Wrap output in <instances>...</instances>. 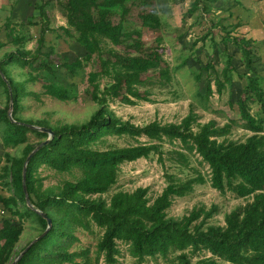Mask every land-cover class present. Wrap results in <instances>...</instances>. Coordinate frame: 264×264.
<instances>
[{
  "label": "trees",
  "instance_id": "trees-1",
  "mask_svg": "<svg viewBox=\"0 0 264 264\" xmlns=\"http://www.w3.org/2000/svg\"><path fill=\"white\" fill-rule=\"evenodd\" d=\"M136 1L58 2L65 13L66 25L57 31L73 38L85 51L81 60L72 63L70 71L74 73L94 58L98 62V71L87 75V96L97 108L82 124L50 125L47 120L32 122L20 117L23 98L31 96L41 102V95L25 92L24 83L12 79L10 68L25 69L40 57L48 59L41 50L49 29L42 8L38 7L43 22L37 47L30 52L24 50L23 38L14 35L13 24L9 20L4 23L6 38L13 44V51L4 52L0 58V72L6 80L4 82L0 77V87L4 88L8 101L0 109L1 144L6 149L23 148L19 157L5 152V165L0 169V186L11 192L7 197L0 196L1 207L10 215L0 224V264H12L21 253L14 264H99L100 261L117 264L123 255L119 249L121 244L135 264H143L146 259L155 262L162 259L165 264H264V79L254 74L249 42L232 40L249 72L245 76L243 92L235 102L240 126L251 134L243 142L228 139L236 121H227L222 126L214 120L199 123L193 104H189L186 116L178 123H161L155 119L138 126L122 121L109 108L110 103L118 101L126 106L152 103L153 89L170 85L172 81L173 70L156 52L158 45L146 47L141 30L126 27L132 8L143 5L142 0ZM115 16L116 23L113 21ZM137 16L141 28L157 30L161 27L155 11H142ZM222 30L226 31V28ZM120 46L131 53L113 49ZM4 47L0 41V50ZM223 53L226 59L220 76L216 75L211 63L191 72L198 84L202 72L213 71L214 91L218 95L232 83L233 67L225 49ZM40 65L47 67L46 61ZM184 66L185 61L180 64L181 68ZM27 78L34 81L30 74ZM8 88L12 94L10 115ZM42 89L41 94L58 102L71 99L70 91L64 87L48 84ZM195 94L207 109L208 99L213 95L210 82L204 96ZM253 103L259 106L263 115L261 120L251 113ZM41 130L51 132L52 137ZM29 131L42 141L35 146L28 144ZM107 137H127L135 145L103 151L96 149L95 146ZM140 138L146 141L140 142ZM47 139L49 141L26 164L22 182L25 160ZM175 142L180 148L165 152L164 144L175 148ZM151 155L156 156L161 165L167 155V160L179 171L187 170L192 175L180 179L165 173L166 186L151 202L147 196L148 188L109 195L122 165L148 159ZM188 155L199 157L198 165L207 166V176L190 167ZM41 167L58 175L67 174L72 180H61L55 186L44 187ZM206 183L221 195L230 193L245 203L224 216L223 226L209 224L217 212L215 205L193 207L179 219L168 217L167 212L175 198H183L191 194L195 186ZM41 215L50 220L49 229L42 238L31 244L32 240L13 257L24 221L34 218L38 223L40 232L36 239L46 231L47 222ZM92 227L102 232L94 252L89 248L73 249L79 243L76 231L91 233ZM202 253H208L210 257L193 263L192 259ZM172 255L173 258H169Z\"/></svg>",
  "mask_w": 264,
  "mask_h": 264
},
{
  "label": "rangeland",
  "instance_id": "rangeland-1",
  "mask_svg": "<svg viewBox=\"0 0 264 264\" xmlns=\"http://www.w3.org/2000/svg\"><path fill=\"white\" fill-rule=\"evenodd\" d=\"M59 1L0 0V41L5 44V47L0 50V58L4 52L12 53L13 51V44L9 38H6L4 30V23L7 20L14 26V35L23 38L24 50L35 51L39 29L43 22V18L38 14V7L42 8L49 31L45 34L41 52L48 55V59L44 60L40 57L39 60L30 62L25 69L10 68L12 79L24 83L25 92L41 95V102L35 101L31 96L23 98L20 104L22 107L20 117L32 122L47 120L50 125L58 123L82 124L97 108L87 96L89 90L87 75L89 72L98 71V62L94 58L74 73L70 71L72 63L75 60H81L85 56V51L73 38L57 31L59 27L66 25L65 13L59 6ZM195 1L142 0L143 5L139 4L132 8V13L128 17L129 24L126 27L141 30L142 42L146 47L158 45L156 52L161 55L163 63L173 70L172 81L170 85L156 86L153 89V95L150 98L152 103L138 102L134 106H126L115 101L109 104V108L122 121L143 126L155 119L161 123H178L186 116L189 104H193L195 113L199 116V123L214 120L218 126H222L227 121H236L228 139L234 142H243L251 134L241 128L235 102L243 92L245 76L249 72L243 64L239 49L232 44V40L245 39L249 42L254 74L264 79V0H198L196 7L191 10ZM139 2V0L136 1V3ZM142 11H155L160 18L161 27L157 30L141 28L137 15ZM117 20L115 16L114 23ZM222 28H226V31ZM113 49L120 53H131L123 46ZM224 49L230 57L233 67L232 83L222 94L218 95L214 91L213 71L202 72L198 84H195L191 72H196L199 68L211 63L216 75L220 76L219 71L222 68L223 60L226 59L223 53ZM45 61L46 68L40 65ZM184 61L185 66L181 68L180 64ZM28 74L34 77V81L28 80ZM209 82L213 95L208 99L207 109H204L195 93L204 96L206 85ZM48 84L68 89L71 94L70 101L62 103L41 94L42 86ZM262 88L264 92V82ZM7 102L5 90L0 87V109H3ZM251 113L260 120L263 118L256 103L251 104ZM33 129L36 130L34 127ZM27 137L28 144L33 146L42 141L30 131ZM1 138L0 127V169L5 165L3 157L5 152L19 157L23 148L20 146L19 148L6 149L1 144ZM139 141L145 142L146 139L140 138ZM175 143V148L164 144L165 152L179 149L178 142ZM133 145L135 143L127 137H107L95 148L103 151L108 148H123ZM188 160L191 168H195L205 176L208 175L207 166L198 165L200 159L197 155H188ZM39 171L44 177V187L55 186L61 180H72L67 174L58 175L43 167ZM165 173L176 175L180 179L192 175L187 170L179 171L175 164L167 160V155H165L163 165L157 161L156 156L151 155L148 159H139L133 163L122 165L117 183L109 195L117 191L131 193L137 188H148L147 196L151 202L166 186ZM9 195L11 192L0 186V196L7 197ZM244 203L243 199L235 198L230 193L221 195L206 183L202 186H195L193 192L183 198H175L167 214L168 217L179 219L193 207L203 205L209 208L211 205H215L217 212L209 220V224L223 226L224 216L236 206ZM20 208L24 209L22 206ZM9 217V213L0 205V224ZM22 227L23 232L15 247L13 257H16L29 242L36 239L40 232L34 218L24 221ZM101 233L95 227H92L91 233L76 231L75 235L78 237L79 243L75 244L73 249L89 248L91 252H94ZM119 249L123 255L118 258L117 264H135V261L125 253V246L121 244ZM203 257L207 258L210 255L202 253L194 257L192 262L195 263ZM169 258H173V255ZM99 264L104 263L100 261ZM143 264H165V261L158 259L155 262L146 259ZM220 264L222 263L220 262Z\"/></svg>",
  "mask_w": 264,
  "mask_h": 264
},
{
  "label": "water",
  "instance_id": "water-1",
  "mask_svg": "<svg viewBox=\"0 0 264 264\" xmlns=\"http://www.w3.org/2000/svg\"><path fill=\"white\" fill-rule=\"evenodd\" d=\"M0 77H1V79L4 81V82H6V80H5V78H4V76L1 74V72H0ZM8 92H9V97H10V100H9V115L11 114V109H12V94H11V90L8 88ZM42 132H45V133H47L48 135H50V137H52V134H51V132H49V131H47V130H41ZM49 141V139H47L44 143H42L41 145H39V147H37V148H35V150L34 151H32L30 154H29V156L27 157V159L25 160V163H24V167H23V171H22V182H24V176H25V166H26V164L29 162V160H30V158L33 156V154L43 145V144H46L47 142ZM23 189H24V187H23ZM24 193H25V189H24ZM27 199V198H26ZM42 216V218H44V219H46L45 217H44V215H41ZM46 222H47V228H46V231L40 236V237H38L37 239H35V240H33L32 241V243L31 244H33L34 242H36L37 240H39L40 238H42L43 236H44V234L47 232V230L49 229V227H50V224H51V222H50V220H48V219H46ZM21 255H22V253H21ZM21 255H19V257L21 256ZM18 257V258H19ZM18 258H17V260H18ZM17 260H15L14 262H16ZM14 262L12 263V264H14Z\"/></svg>",
  "mask_w": 264,
  "mask_h": 264
}]
</instances>
